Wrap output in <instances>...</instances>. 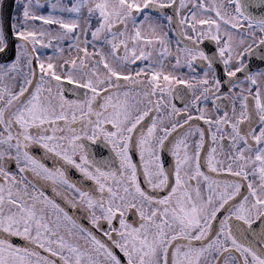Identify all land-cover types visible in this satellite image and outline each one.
<instances>
[{
    "label": "snow or ice",
    "instance_id": "1",
    "mask_svg": "<svg viewBox=\"0 0 264 264\" xmlns=\"http://www.w3.org/2000/svg\"><path fill=\"white\" fill-rule=\"evenodd\" d=\"M177 2L49 0L51 12L43 15L42 0H0V264H264V71L251 74L244 63L257 51L264 63V15L248 13L252 5L242 0H227L235 6L230 17L215 0H179L175 16L163 18L169 31L180 28L178 35L191 42L177 47L173 69L183 54L189 69L199 59L211 70L213 58L197 47L209 40L230 81L248 73L249 86L229 93L233 115L224 111L213 118L200 102L220 99L222 79L209 80L206 71L186 80L164 71V58L172 55L168 32L158 30L162 25L151 13ZM255 6L264 9V0ZM232 30L241 32L238 47ZM53 41H68L67 57L63 47L45 56L41 49L52 48ZM177 85L192 91L197 115L187 104L171 102L182 93ZM67 92L77 98H67ZM197 120L208 125L221 152L230 148L223 158L216 147L206 149L207 133ZM225 126L231 128L228 145L218 135ZM85 141L110 147L118 168L97 162ZM34 149L62 163L46 167ZM69 169L93 187L72 181ZM27 172L50 181L72 207L83 208L91 227L43 192H30Z\"/></svg>",
    "mask_w": 264,
    "mask_h": 264
},
{
    "label": "flooded vegetation",
    "instance_id": "2",
    "mask_svg": "<svg viewBox=\"0 0 264 264\" xmlns=\"http://www.w3.org/2000/svg\"><path fill=\"white\" fill-rule=\"evenodd\" d=\"M52 2H55V0H52ZM217 4H223V8L221 9L222 14H224L226 17H230L231 15H234V5H229L227 3V0H215ZM6 3L8 5H11L12 0H6ZM42 3L45 4V7L43 9H39L38 12L39 14L47 15L51 12L50 7H48L49 0H42ZM206 3L211 4L212 0H206ZM179 7V0L177 2V5L174 8H169V9H154L151 13L152 18L154 21L160 23L162 25L161 28H159V31H167L168 32V39H169V48L172 53L171 56H168L164 58V71L166 73L171 72L173 75H176L178 77H181L186 80H192L193 77H196L197 79L202 78L204 76V73L207 71L208 72V78L211 80L213 76L216 78L222 79V84L220 88V93H217L220 97L219 100H216V96L210 97L207 101L203 100V97L201 98L200 106L206 109V114L215 118L218 115H223L224 111H227L229 116L231 117L232 114V101L229 98V93L230 92H239L241 88H247L248 82L245 79L246 74L248 73H237L236 77L231 78V81L229 78H227L224 73H223V63H222V58L219 56V50L215 42L209 41V40H204L201 44H199L197 47L205 52L206 55L210 56L213 58V66L212 69L209 70L207 67L208 62L207 61H202V60H196L193 62V67L192 69H189L186 65L185 62V56L183 54H180V59H181V66L173 69L172 65L175 63V56L177 55V47L179 46L180 48H183L185 44H191L190 41L182 39L180 35H178V32L180 31V28H176L172 31H169V26L167 25L166 21L163 19L166 15H173L175 16V11L176 8ZM189 7L191 5L189 4ZM11 7H9L8 11H11ZM187 12V8L181 10V15L185 14ZM66 19L70 18L69 14L64 13L63 14ZM84 15L86 16V10ZM178 19V18H177ZM243 19V18H241ZM84 22V17L81 16V24ZM245 25V29L247 28V21H243ZM37 27L40 26V22H36ZM93 26H95V22H93ZM55 27V26H53ZM223 27L222 26V32H223ZM129 29H131V24H129ZM144 31L147 33L148 28L147 25L144 27ZM233 31V46L238 47L239 46V40L241 36V32L237 30H232ZM189 35H192L191 31L189 30ZM246 36V33H245ZM257 36L259 37V33H257ZM89 39H91L89 35ZM252 41L250 39H246V45L251 44ZM245 45V46H246ZM57 47H63L65 49V57L68 55V41L64 42H57L53 41V47L49 49H41V51L47 55H56L55 49ZM97 47H103L104 51H108V46L107 45H102L100 42L97 43ZM157 48H159V45H157ZM239 50H242L239 49ZM89 51H92L91 46H89ZM122 54V53H121ZM73 57H75L76 53L75 51L72 52L71 54ZM153 58L154 60H158L159 56L156 54L154 51L153 53ZM234 61H235V53H234ZM244 63L248 66V72L251 74H255L258 71H264V63H262L259 59V51H257V54L255 56H245ZM140 65V62H137V65H133L132 67H137ZM231 82H236L235 87H232ZM260 86L262 89H264V78L260 79ZM66 88H71L73 87L72 85H65ZM178 88L182 90V93L179 97L173 98L172 103L176 104L178 108H184L185 105L187 104L189 106V111L193 116L197 115L198 113L196 112L194 107H191L192 102H193V93L191 90L187 89L184 85H177ZM83 91V90H81ZM199 95V91L196 93ZM67 98L69 99H76L77 97L74 96L71 92L66 93ZM216 100V103L221 105L219 109L215 107L213 104V101ZM253 107H254V102H253ZM237 112H239V106L237 105ZM150 120L146 118L144 121L145 124H150ZM194 124L204 128L206 133L208 129V125H206L203 120H197L194 121ZM257 131L259 130L260 125L258 123H255L253 125ZM110 127V126H109ZM244 129H247L248 125L245 123L244 125L241 126ZM213 130H215L213 128ZM231 132V128L228 126H225V130L219 133L218 135H224L226 138L223 142V144L228 145L230 142L227 139L228 134ZM85 143L88 146L89 152L92 154V157L97 161V162H107L112 168H118V161L115 157V155L111 152L110 147H106L102 142L98 143L96 145L91 144L89 141H85ZM211 147H216L217 152L220 158H223L224 154L230 151V148L226 147L224 149V152L220 151V143H217L215 145L212 144L211 141V134L207 133L206 135V149H210ZM33 154L37 156L42 163L45 164L46 167L53 168V167H59L62 162H58L54 158L48 156L45 157L43 154L42 150L39 149H34ZM203 155H206V152L203 153ZM169 160H171V157H168ZM133 161L136 163H139V156L138 153H133ZM167 166V165H166ZM8 169L16 174V177L18 180L21 179V174L18 172L17 166L15 165L14 162H9L7 165ZM203 171L207 172V168L204 167L202 169ZM210 175L216 176V174L209 173ZM27 177V180L25 183H28V190L31 192L33 190H36L38 192H43L45 196L49 197L50 199L55 200L57 203H59L65 211L69 213V215L73 216L78 223L84 225L85 227H91L89 224L88 219L86 218V213L83 208H76L72 207L70 203L67 202L66 199L62 198L61 195H57L56 192H53V185L51 184L50 181H45L39 177H36L32 172H27L24 174ZM68 176L69 178L76 182L79 186L82 188H91L93 187L92 183L90 181H84L81 175L75 170V169H69L68 170ZM219 179H225L229 178L226 175H221L217 177ZM143 180V177L141 176V181ZM60 192H64L65 189L63 186L57 185L56 186ZM135 210H132L129 215L130 220H136L138 219L135 215H133ZM221 214V218H222ZM116 226H118L117 222H114ZM104 228H107V225H104ZM95 231V230H94ZM97 235H100L102 237L101 232H97ZM103 238V237H102ZM106 239V238H105ZM18 242V241H17Z\"/></svg>",
    "mask_w": 264,
    "mask_h": 264
},
{
    "label": "water",
    "instance_id": "3",
    "mask_svg": "<svg viewBox=\"0 0 264 264\" xmlns=\"http://www.w3.org/2000/svg\"><path fill=\"white\" fill-rule=\"evenodd\" d=\"M243 3L250 4L252 6L247 7L246 11L254 16H261L264 15V9L256 7L255 5L258 3V0H242Z\"/></svg>",
    "mask_w": 264,
    "mask_h": 264
}]
</instances>
